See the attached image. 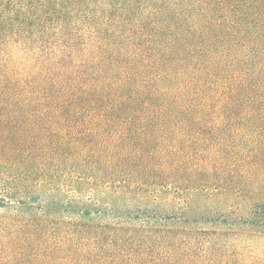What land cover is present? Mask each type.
<instances>
[{
  "label": "trees",
  "instance_id": "1",
  "mask_svg": "<svg viewBox=\"0 0 264 264\" xmlns=\"http://www.w3.org/2000/svg\"><path fill=\"white\" fill-rule=\"evenodd\" d=\"M205 191L264 193V0H0V264H216L129 210Z\"/></svg>",
  "mask_w": 264,
  "mask_h": 264
},
{
  "label": "rangeland",
  "instance_id": "2",
  "mask_svg": "<svg viewBox=\"0 0 264 264\" xmlns=\"http://www.w3.org/2000/svg\"><path fill=\"white\" fill-rule=\"evenodd\" d=\"M61 190L66 201L90 199L65 186ZM188 193L186 207L179 200L173 202L174 195L146 210L129 209L130 216L137 223L151 219L149 223L164 227L226 232L227 238L215 243L216 264H264V193L255 191L239 198L217 191ZM102 210L104 218L108 208L104 205Z\"/></svg>",
  "mask_w": 264,
  "mask_h": 264
}]
</instances>
